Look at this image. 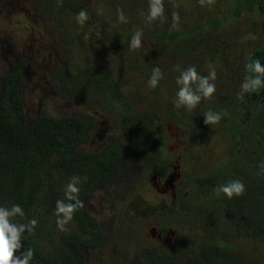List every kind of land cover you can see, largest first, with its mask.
I'll list each match as a JSON object with an SVG mask.
<instances>
[{
    "label": "rangeland",
    "instance_id": "1",
    "mask_svg": "<svg viewBox=\"0 0 264 264\" xmlns=\"http://www.w3.org/2000/svg\"><path fill=\"white\" fill-rule=\"evenodd\" d=\"M41 2L0 0V78L17 66L24 68L27 74L23 93L25 115L34 117L43 112L55 119L69 114L91 117L92 127L87 141L79 148L83 153L100 152L115 144L123 127L118 110L111 112L98 93H90L83 100L70 101L57 86L46 80L57 72L75 85L76 75L71 67L77 68L79 59H86V68L91 75L107 73L108 79L130 101L131 114L125 116L135 115L134 120L145 121L144 116L152 111L161 122L159 154L165 160L148 170L135 167L136 173L130 176L134 181V184L129 183L131 191L128 195L119 194L114 205L103 201L108 197L106 188L95 191L86 201L90 225L108 232V241L98 261L107 264L111 253L130 257L147 246L169 250V245L177 243L185 231L189 232L185 235L188 242L195 241L201 233L200 222L193 217L175 214L173 197L179 186L189 192L187 174L203 177L205 173L215 171L233 141L230 132L219 129V126L232 122L236 116L232 118L227 113L225 103H212L208 111L225 115L219 123L205 125L204 111L199 113L204 102L192 111L181 108L183 113L178 120L185 119L192 125L190 131L195 130V135L184 134L169 117V107L173 106L177 91L174 79L179 75L175 68L186 69L195 65L201 75H207L211 66L216 71L213 98L221 94L228 98L238 97L247 56L256 48H264L261 29L264 15L253 3L251 8L244 3L235 16L234 0H216L210 7H201L198 0H164L166 19L160 21V25H145L148 0H84L78 9L86 10L89 19L81 26L75 20L76 12L65 14L62 11L64 4L60 2L58 8L65 20L62 24L56 23L52 10L41 9ZM118 8L128 17L127 24L117 21ZM173 12L179 14L177 29L171 27ZM67 27L72 30L71 44L63 35L69 30ZM164 28L175 32L176 37L167 42L159 40L157 32ZM137 29H143L142 47L131 50L129 42ZM187 30L190 32L186 33ZM249 34L256 38L242 42ZM154 67L162 70L164 78L152 89L148 80ZM90 78V84H94L99 76ZM256 112H264V96ZM245 149L241 152L243 155ZM193 222L196 225L191 229ZM66 227V232L72 230V222ZM57 230L54 227L53 232ZM234 245H239V252L249 262L264 264V242L252 244L239 239ZM92 253L90 258L97 254ZM119 264L125 263L119 261ZM162 264H169V259ZM170 264L176 263L172 261Z\"/></svg>",
    "mask_w": 264,
    "mask_h": 264
},
{
    "label": "trees",
    "instance_id": "2",
    "mask_svg": "<svg viewBox=\"0 0 264 264\" xmlns=\"http://www.w3.org/2000/svg\"><path fill=\"white\" fill-rule=\"evenodd\" d=\"M83 1L62 0L65 7L62 11L77 14ZM234 1L235 16L244 3L250 8L253 3L257 11L264 15V0ZM59 2L61 0H42L40 7L52 10L56 23L62 24L65 16L59 11ZM153 23L160 25V20ZM67 28L69 30L64 31L63 35L65 41L71 44L72 30ZM261 29L264 36V21ZM157 33V38L166 42L177 35L165 28ZM250 58L259 59L264 64V48H256L249 53L244 62L243 78L249 74L245 64ZM79 61L77 68L71 67L76 75L75 85L64 74L57 75V72L50 74L46 80L57 86L70 101L83 100L90 93H98L111 112L119 111L122 130L115 138V144L104 147L100 152L79 151L91 130V117L69 114L55 119L43 112L27 117L23 111L27 75L24 68L17 66L0 78V207L19 204L26 218L17 216L14 219L16 223H27L33 218L38 221L33 234L25 232L22 235V251L28 248L34 251L30 264H101L98 259L108 241V232L90 225L86 201L92 198L95 191L106 188L108 197L102 199L114 205L118 202L119 194L128 195L131 191L129 183L134 184V181L130 176L136 173L135 167L148 170L165 160L159 154L161 122L155 113L150 111L144 116L145 121L134 120L135 115L125 116L131 114V103L108 79V74L91 75L86 68V59ZM93 76H99V79L90 84V77ZM263 96L264 88H261L253 93H245L243 99L221 94L216 99L212 97L201 101L204 103L199 107V113L207 112L212 103H225L227 113L232 118L236 116V121L233 122L234 119L219 126V129L230 132L233 141L215 171L205 173L203 177L187 174L189 192L179 186L173 197L175 214L193 217L200 222L198 238L188 242L185 235L189 232L185 231L177 243L169 245V250L147 246L130 257H118L111 253L107 264H119V261L125 264H162L167 263L168 259L169 264L172 261L176 264H256L243 258L239 245H234V242L239 239L252 244L264 242V174H258V166L264 162V112H256ZM182 113L181 108L169 107L171 122L184 134L195 135V130L190 131L192 125L189 122L178 120ZM243 149L245 155L241 153ZM72 176L81 178L79 199L84 202V207L74 213L72 230H57L54 233L53 229L57 227L54 214L56 201L65 198L63 187ZM232 179L244 183L245 193L232 199L223 194L217 197L213 189ZM215 219L218 221L215 222ZM195 225L193 222L191 229ZM92 252L97 254L90 258ZM89 253L92 261L87 258Z\"/></svg>",
    "mask_w": 264,
    "mask_h": 264
},
{
    "label": "clouds",
    "instance_id": "3",
    "mask_svg": "<svg viewBox=\"0 0 264 264\" xmlns=\"http://www.w3.org/2000/svg\"><path fill=\"white\" fill-rule=\"evenodd\" d=\"M215 2L216 0H198L201 7H210ZM164 11V0H148V12L145 16V23L150 25L156 20L163 22L166 19ZM88 19V13L84 9L80 10L75 16L77 24L81 26ZM172 20L173 24L171 27L177 29L179 25V14L177 12L172 13ZM117 21L122 24L128 23V17L119 8L117 9ZM142 36L143 29H137L134 32L129 42L131 50H137L142 47ZM255 38L253 34H249L243 38L242 42H246L249 39L254 40ZM175 70L179 72V75L175 77L177 91L173 101V106L176 109L184 108L187 111H192L202 100L211 99L215 94L216 85L213 83L216 80L215 68L210 66L207 75H201L195 65H190L186 69H180L179 66H176ZM245 70L249 74L244 77L240 85L241 91L238 93V98L240 99H243L245 93H253L264 88V64H261L259 59L250 58L249 62L245 64ZM163 78L162 70L159 67H154L148 80V86L155 89ZM222 115L225 114L209 110L203 115L204 124H217L220 122ZM258 167V174H264V162ZM80 183V177L72 176L64 188L65 198L56 201L54 214L57 217L56 226L61 232L68 230L66 225L72 221L74 213L84 207V202L79 199ZM213 191L217 197L223 194L226 198L232 199L233 197L242 196L246 188L241 180L232 179L216 186ZM17 216L26 218L23 208L19 204H13L11 207H0V264H30L33 259V249L28 248L26 251H22V235L25 232L33 234L38 221L33 218L28 220L27 223H16L14 219Z\"/></svg>",
    "mask_w": 264,
    "mask_h": 264
}]
</instances>
